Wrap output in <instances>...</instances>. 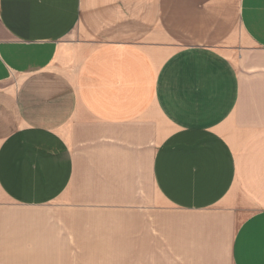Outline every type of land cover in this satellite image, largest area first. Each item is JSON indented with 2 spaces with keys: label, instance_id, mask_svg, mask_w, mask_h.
I'll use <instances>...</instances> for the list:
<instances>
[{
  "label": "crops",
  "instance_id": "0c3cea01",
  "mask_svg": "<svg viewBox=\"0 0 264 264\" xmlns=\"http://www.w3.org/2000/svg\"><path fill=\"white\" fill-rule=\"evenodd\" d=\"M115 178L157 210L249 207L231 261L264 264V0H0V195L83 202Z\"/></svg>",
  "mask_w": 264,
  "mask_h": 264
},
{
  "label": "rangeland",
  "instance_id": "374dc122",
  "mask_svg": "<svg viewBox=\"0 0 264 264\" xmlns=\"http://www.w3.org/2000/svg\"><path fill=\"white\" fill-rule=\"evenodd\" d=\"M253 44L241 29L224 44L246 80L257 71ZM250 93L246 86L239 107L246 115L257 106ZM124 184L115 178L95 188L90 182L84 201L74 203L62 195L47 204L22 205L0 195V264H232L231 241L249 207L230 215L215 208L181 211L167 203L157 210L137 196L128 203ZM148 200L164 202L152 191ZM192 229L199 238L189 237Z\"/></svg>",
  "mask_w": 264,
  "mask_h": 264
}]
</instances>
